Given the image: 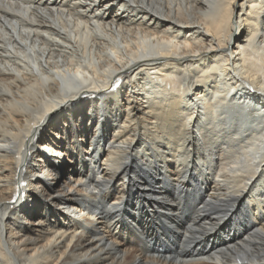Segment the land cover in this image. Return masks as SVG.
I'll return each instance as SVG.
<instances>
[{
    "label": "bare ground",
    "instance_id": "6f19581e",
    "mask_svg": "<svg viewBox=\"0 0 264 264\" xmlns=\"http://www.w3.org/2000/svg\"><path fill=\"white\" fill-rule=\"evenodd\" d=\"M0 264H264V0H0Z\"/></svg>",
    "mask_w": 264,
    "mask_h": 264
}]
</instances>
